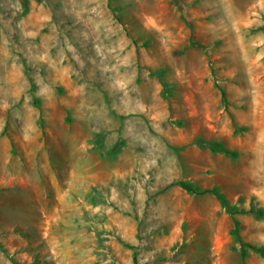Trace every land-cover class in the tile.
Segmentation results:
<instances>
[{"label": "rangeland", "instance_id": "374dc122", "mask_svg": "<svg viewBox=\"0 0 264 264\" xmlns=\"http://www.w3.org/2000/svg\"><path fill=\"white\" fill-rule=\"evenodd\" d=\"M181 180L264 246V0H0V264H264Z\"/></svg>", "mask_w": 264, "mask_h": 264}, {"label": "trees", "instance_id": "16d2710c", "mask_svg": "<svg viewBox=\"0 0 264 264\" xmlns=\"http://www.w3.org/2000/svg\"><path fill=\"white\" fill-rule=\"evenodd\" d=\"M175 184L181 186L182 188H184L188 191H191V192L199 194V195L200 194H212V195H214L219 200V202L221 203L222 206L228 208L230 214H232V216H233L234 227L232 228L231 233L234 235V237L243 246L242 247L243 254L245 255V253H246L245 247L247 246L248 248L255 250V251L259 252L260 254L264 255V246H257V245L248 244V243L246 244L241 239L240 234H239V221L234 216L235 212H232V205L226 200L223 193L218 188L214 187V188H209V189H201L200 187H196L191 182L185 181V180L177 181ZM242 212H244V211H241V213Z\"/></svg>", "mask_w": 264, "mask_h": 264}]
</instances>
